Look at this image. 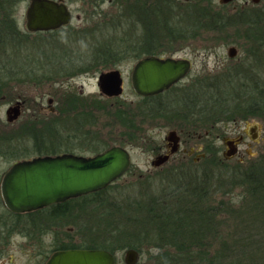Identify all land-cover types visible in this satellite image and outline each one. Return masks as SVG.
Instances as JSON below:
<instances>
[{"label": "trees", "instance_id": "1", "mask_svg": "<svg viewBox=\"0 0 264 264\" xmlns=\"http://www.w3.org/2000/svg\"><path fill=\"white\" fill-rule=\"evenodd\" d=\"M24 1L30 0H0V100L6 90L13 87L11 85L14 82L38 84L41 81L38 74L44 73L42 69L46 70L44 80L53 79L57 74L53 67L63 61L70 63L72 58L63 55L68 53V47L63 49V46L51 42L46 45L52 46V51L59 52V55H47L48 60L42 64L17 63L16 56H22V62L35 60L29 58L28 48L31 45H43L30 40L31 35L19 29L16 12L18 5ZM68 1L71 4H82L85 12L90 14L89 17L93 14L90 11H102L101 6L107 1L119 12L108 15L103 18V23L97 25L96 33L99 31L101 34L96 36L99 42L92 53L87 54L93 64L86 66V69L92 68V71L99 67L111 68L129 58L138 60L146 56H158L163 48V45H158L161 38L172 41L169 46L172 50L179 40L199 41L203 36L219 34H227L232 38L228 33L234 30L233 37L241 38L244 41L241 47L249 49L247 62H232L216 74L206 76L196 83L188 86L179 83L162 95L143 98L135 112L128 107V110L121 108L117 113H112L115 124L124 128L122 133L128 140H147L144 128L155 119L173 120L172 123L178 125L186 142L195 138L194 130L206 129L205 134L214 137L216 132L220 133L222 124L253 119L264 121V79L259 73H251L254 67L259 71L264 66V7L258 10L243 7L240 11L230 13L228 6L218 7L215 0H205L203 4L186 0L185 13L179 17L184 25L176 26V20L171 21L169 15L174 11L176 3H179L177 0ZM106 13L95 17H103ZM108 27L113 31L111 35ZM121 27H124L127 35L142 29V43L126 49L132 43L126 34H122ZM218 39H221L220 36ZM81 40L76 39L78 44ZM221 40L229 45L235 43L226 37ZM86 69L85 72L88 71ZM188 130L193 132L188 133ZM102 145H99L102 150L97 147L95 153L111 148ZM190 163H181L169 169L164 177L166 188L157 195H146L142 201L130 200L116 208L114 202L102 199L101 196L112 184L97 193L29 213L26 217L35 221L38 213L46 212L53 219L62 218L71 213L76 202L82 199L98 204L97 208L104 207L108 217L121 218L117 220L118 223L111 222L117 224L118 231H111L107 242L104 240L105 244L93 241L78 247L62 242L52 252L69 249H104L114 252V248L121 247L143 253L147 245L149 247L154 244L160 251L176 252L160 254L155 264H264V154L247 168L238 164L229 170L223 166L226 163L219 159L212 160V164L207 163L201 170L196 169L192 161ZM236 187L239 188L238 193ZM219 194L226 199L223 197V200L217 202ZM212 200L217 202L216 206L212 205ZM108 207L112 210H108ZM241 211V217L245 218L243 222L248 221L238 229L232 225L230 231L233 240H239L226 241L214 253L206 250L209 249L207 237L216 233L212 232L215 218L219 214L235 216ZM22 219L21 216L19 220ZM257 252V256H254Z\"/></svg>", "mask_w": 264, "mask_h": 264}, {"label": "rangeland", "instance_id": "2", "mask_svg": "<svg viewBox=\"0 0 264 264\" xmlns=\"http://www.w3.org/2000/svg\"><path fill=\"white\" fill-rule=\"evenodd\" d=\"M64 1V0H63ZM179 3H176L174 6V11L171 13L170 20H176L175 25L180 26L184 25L181 17L186 9L184 2L186 0H177ZM193 1L195 4H203L205 0H189ZM66 3V0L64 1ZM216 6L223 5L221 0L214 1ZM29 1L21 2L18 5V10L16 12V17L19 22V29L23 33H27L26 29V11L28 8ZM69 4V9L73 11L74 20L72 23L59 31L56 36L51 35H39L31 34L30 40L39 42L43 45H31L28 48L27 54L29 58L35 59L29 62H22V56H16L15 59L17 63H39L42 64L46 62L47 55L53 56L54 53L59 55V52L52 51L53 47L46 45V43L54 42L55 45L63 46V49L68 47L66 54L72 57L70 63L63 61L59 66H54L56 69V76L49 80H44L43 74L45 71L42 69V72L38 74L40 77V82L35 84L30 82L28 84H18L13 83L8 90L3 94V99L0 100V134L8 136L11 132L19 133L21 128H23V123L29 121V118L33 120L34 127L38 129L39 132L44 131V127H52L56 123H59V130L62 131V137H69L72 132V128H80L74 125L73 116H80L86 121L89 120V125H84L83 129L79 130L81 135H86L90 132V136L87 139L83 140L81 143L70 144L66 140H62L65 143L63 146H60L58 150H63L66 152L70 150L76 154H96L95 149L103 147H113V146H122L131 153L132 156V166L130 171L116 181L106 193L102 194V199L112 201L115 203L116 208L121 203H127L128 201H142L146 195L154 193L157 195L162 189L166 188L165 185V175L166 172L174 166L182 164H191L193 162L196 169H203L208 164H212V160L217 161L222 160L226 163L223 165L227 169H232L235 165L241 164L243 168L251 166L255 161L264 154V121L261 119H253L246 122H238L235 124H227L225 127L224 124L220 126L219 132H225L230 138H235L237 136L238 128L245 129L248 132L246 136V142L239 147L240 154L234 156L230 159H227L223 155L224 145L221 141H216V145L209 144L211 143L209 139L213 140V136H206L205 131L202 129L194 130L195 138L187 140L188 142L185 145H182L181 150L175 156L171 158L167 164L156 168L153 166V161L157 156H160L166 152V137L173 130H178V125L172 123L171 119H155L156 121L146 124L144 131L147 133V140L144 141H132L128 140L126 136H123L124 128L119 124H115L114 119L112 118V113H117L119 109L134 111L137 109L139 102L141 101L140 97L137 95L133 89L131 77L134 66L136 65L137 60L135 58H129L127 61L122 62L119 65L112 66L108 69H103L101 67L98 70L92 71V68L86 69V66H91L92 59H90L87 54L92 53V49L99 42L97 39L96 30H98L97 25L99 22L103 21V18L108 15L114 14L118 10L115 6H112V3L105 2L101 6L102 11H90V14L82 8V4ZM227 9L230 13H235L240 11L243 7H252L253 9H261L264 7V0L261 1L259 5L254 4L251 0H235L234 2L227 4ZM89 12V13H90ZM107 12V13H106ZM103 17H95L96 15H103ZM119 14V12H118ZM79 16L80 18H77ZM111 18V17H110ZM178 18V20H177ZM103 23V22H102ZM174 24V22L172 23ZM125 27V26H124ZM123 27V28H124ZM122 28V27H121ZM122 28V34L126 32ZM234 31V30H233ZM230 32L228 34L232 35V38H229L227 34L218 35L226 37L229 41L235 42L233 45H229L218 39V36L206 35L203 36L199 41H183L179 40L175 42L174 49L170 50L169 46L171 45V40L168 38H161L158 41V45H163L162 51L158 54V57L162 58H185L193 62V69L190 75L183 81L182 85L188 86L193 83H196L200 79H203L206 76L216 74L220 71L223 66H227L232 62H241L242 60L248 61V54L250 55L249 49L242 48L241 45L244 41L241 38L233 37L235 32ZM113 32V31H112ZM111 28L108 27V33L111 35ZM128 33V32H127ZM142 29H137L136 31L127 35L128 40L132 43L130 47L126 46V49H131V47L136 46L142 43ZM101 36V34H100ZM87 40H86V39ZM76 39H83L80 44ZM101 40V37H100ZM45 43V44H44ZM230 46H235L238 50V56L236 59L232 60L228 55V50ZM243 46V45H242ZM230 47V48H229ZM67 49V48H66ZM248 50V52H247ZM53 52V53H52ZM81 54V59L79 58ZM247 57V59H245ZM144 58V57H143ZM85 69L88 70L85 72ZM111 69H120L124 78V93L120 98H107L103 96L98 87V77L100 73L109 71ZM251 73L260 75L264 79V66L261 67L258 71L256 67L253 68ZM84 72H81V71ZM74 76V77H72ZM263 83V82H262ZM84 90L85 95L89 98V101H93L94 109L87 113L76 114L75 111H71L72 104L71 102H66L65 100L70 99V94L72 91ZM52 97L55 99L56 103L54 108H56V114L50 113V111L45 110L40 112L39 106L43 105L46 109L48 107V99ZM56 97V98H55ZM22 99L27 101V107L30 109L26 114L14 125H8L7 119V109L10 107L12 102ZM43 99V100H42ZM74 114V115H73ZM36 118V119H35ZM91 119V120H90ZM32 124V123H31ZM229 125V126H228ZM254 125L259 128L256 130L258 134V141L254 142L251 138L253 132L251 127ZM238 126V127H237ZM234 127V128H233ZM237 129L236 133L233 132ZM41 130V131H40ZM77 130V131H78ZM22 132V131H21ZM193 132V130H188V133ZM75 133V132H74ZM216 132L215 134H220ZM215 135V136H216ZM12 136V135H11ZM18 136V135H16ZM37 139H41L37 135ZM214 136V138H215ZM25 136L24 138H26ZM49 141H52V149H56L57 145L60 144L61 137L55 133L48 134ZM47 137L43 139L46 143L48 142ZM200 137H202L201 140ZM23 138V137H22ZM139 138V137H138ZM209 138V139H208ZM3 147L1 149L7 150L10 143L3 139ZM15 141L14 144L15 152L22 149L24 146L28 148L26 153L23 155H30V158L36 157L35 151L36 148L33 144L20 145ZM208 143V144H207ZM51 143L48 144V149H50ZM106 149V148H104ZM100 150V149H99ZM102 150V148H101ZM185 150H192L191 156H186L184 153ZM2 151V150H1ZM17 154V153H15ZM20 154V153H19ZM205 154V155H204ZM21 155V154H20ZM19 155V156H20ZM204 155V156H203ZM16 155L13 159L14 161L19 159V156ZM6 159H0V170L4 168L9 162ZM237 181V180H236ZM239 186V185H238ZM237 193L239 188H235ZM224 195H217L216 200L219 202L223 200ZM226 199V198H225ZM217 202L212 200V205H217ZM96 203H92L90 200L79 199L76 202L73 211L67 216L62 218H52L49 215H46V212L38 213L35 221H31L27 217L25 224L21 222L22 220L18 219L15 221L14 230L12 233L13 240L8 248V252H4L3 255L0 254V264H46L49 260V257L52 255V251L58 248L62 242L66 244H73L74 246H86L93 241L97 244H102L104 240L107 242V238L112 233L117 232V220H121L120 217H108L106 212L107 210L104 207L97 208ZM113 208L115 206H112ZM115 208V209H116ZM241 209V208H240ZM237 209V210H240ZM108 210H112L111 207H108ZM242 211L238 215L231 214H219L218 218L214 220V227L212 232H216L214 235L207 237L209 243V249L212 253L219 250L223 244L227 241H232L233 236L230 233L232 230V225L236 226V229L240 226H245L244 217H241ZM6 210L2 207L0 203V217H5ZM249 218V217H248ZM111 222H114L111 224ZM2 223V222H1ZM0 223V234L2 233L4 226ZM25 226V227H22ZM117 226V228H116ZM117 230V231H116ZM27 235V236H26ZM233 240V241H238ZM6 249V248H5ZM4 249V250H5ZM114 253L117 255L119 262L118 264H126L125 255L128 248L117 247L114 248ZM55 253V252H54ZM175 254L174 250L170 251H160L159 248H156L154 244L143 250V253H140L139 262L137 264H155L158 262L157 256L160 254ZM259 252L255 253L254 256H257ZM264 255V253H262Z\"/></svg>", "mask_w": 264, "mask_h": 264}, {"label": "water", "instance_id": "3", "mask_svg": "<svg viewBox=\"0 0 264 264\" xmlns=\"http://www.w3.org/2000/svg\"><path fill=\"white\" fill-rule=\"evenodd\" d=\"M235 0H221L223 5ZM259 4L261 0H251ZM72 14L63 0H30L26 11V28L29 32H45L60 29L71 23ZM230 48V58L237 56ZM192 63L182 58L151 56L140 60L132 73V85L143 97L161 94L182 81L191 71ZM123 77L113 70L99 77L100 91L110 97L121 96ZM14 112L12 109L9 111ZM17 114V113H16ZM18 116V115H17ZM16 116V117H17ZM12 121V118H9ZM258 128V126H256ZM172 143L170 154L178 151V137L172 131L166 137ZM226 158L236 154L235 143L228 142ZM170 154L157 157L154 167H160L170 159ZM132 164L128 149L114 146L94 157L65 154L56 157H40L15 164L2 184V194L7 206L15 213H27L76 199L108 188L122 178ZM138 251H128L126 264H136ZM115 256L104 249H69L55 252L47 264H116Z\"/></svg>", "mask_w": 264, "mask_h": 264}, {"label": "flooded vegetation", "instance_id": "4", "mask_svg": "<svg viewBox=\"0 0 264 264\" xmlns=\"http://www.w3.org/2000/svg\"><path fill=\"white\" fill-rule=\"evenodd\" d=\"M56 1H59V0H56ZM65 1V0H64ZM189 1V0H188ZM262 1V0H261ZM261 3V2H260ZM259 3V4H260ZM29 4H30V1H29V3H28V7H29ZM67 4V3H66ZM259 4H256V5H259ZM68 5V7H69V4H67ZM70 8V7H69ZM28 9V8H27ZM70 12H71V14H72V20H71V23H72V21L74 20V15H73V11L70 9ZM77 18H80L79 16H77ZM70 23V24H71ZM69 24V25H70ZM69 25H67V26H69ZM67 26H64V27H62V28H60V29H57V30H52V31H45V32H29V31H27L28 32V34L29 35H31V34H39V35H43V34H46V35H51V36H53L54 34H56V33H59V31H61L62 29H65V27H67ZM27 29V28H26ZM56 36V35H55ZM231 45H233V44H231ZM231 48H235L236 50H237V48L235 47V46H230ZM229 47V48H230ZM229 51V50H228ZM237 52H238V50H237ZM237 56H238V53H237ZM236 56V57H237ZM147 57H151V56H146V57H144V58H141V59H138L137 60V62H136V64L140 61V60H142V59H145V58H147ZM236 57L235 58H231L232 60H234V59H236ZM182 59H185V58H182ZM189 60V59H188ZM191 61V60H190ZM191 63H192V69H193V62L191 61ZM135 67V66H134ZM192 69H191V71H192ZM113 70H117V71H120V69H111V70H109V71H105V72H102V73H100V75H99V77L101 76V74H103V73H107V72H110V71H113ZM134 70V69H133ZM191 71H190V73H191ZM121 72V71H120ZM133 73V72H132ZM190 73L182 80V81H180L179 83H182L183 84V81L190 75ZM121 75H122V72H121ZM72 77H74V76H72ZM99 77H98V87H99ZM122 77H123V75H122ZM132 78V77H131ZM123 80H124V78H123ZM131 82H132V80H131ZM178 83V84H179ZM178 84H176V85H178ZM176 85H174V86H176ZM133 86V85H132ZM173 86V87H174ZM123 88H124V82H123ZM134 89V88H133ZM171 89V88H170ZM169 89V90H170ZM99 90H100V88H99ZM169 90H167V91H169ZM167 91H165V92H167ZM101 92V91H100ZM136 92V91H135ZM165 92H163V93H161V94H158V95H162V94H164ZM123 93H124V91H123ZM123 93H122V95L121 96H118V97H110V96H107V95H105V94H103L102 92H101V94L103 95V96H105V97H107V98H120V97H122L123 96ZM138 95V94H137ZM158 95H155V96H158ZM70 99H66L65 101L66 102H71V104H72V107H71V111L73 112V111H75V113L76 114H80V113H87V112H90L92 109H94V104H92V102L93 101H89L88 100V96L87 95H85V93H84V90H80L79 92L78 91H75V90H73L72 91V93L70 94ZM141 99L140 100H142L143 98H148V97H143V96H140V95H138ZM155 96H150V97H155ZM56 98V97H55ZM43 100V99H42ZM55 104H58V103H56V101H55V99L54 98H52V97H49V99H48V107H47V109L43 106V105H40L39 106V109H40V112H44L45 110H49L50 111V113H52V114H56V113H58L57 112V110H56V108H54V105ZM139 104H140V102H139ZM28 105H27V101L26 100H22V99H18V100H16V101H14V102H12V104L10 105V107L7 109V112H6V114H7V119H8V125H14L16 122H18L25 114H26V112L28 111V110H30L31 109V107H30V109L27 107ZM13 110L14 112H10L9 113V111L10 110ZM17 113V114H16ZM18 115V116H17ZM74 115V114H73ZM17 116V117H16ZM9 118H12L13 120L12 121H10L9 120ZM36 119V118H35ZM73 122H74V125L77 127V125H79L80 126V128H75V127H73L71 130H72V132H73V130H74V132L73 133H71V135H69V137L67 136V137H65V138H63L62 137V131H60L59 130V123H56L54 126H53V124L52 125H50V126H52V127H48V129H47V126H45L44 127V131L42 130H40L41 132H39L38 131V129L36 128V127H34V123L36 124L37 122L35 121V122H33V120H31V118H29V121H27V122H25V124L23 123V128H21V130H20V132L19 133H16V132H11V134L10 135H8V136H4L3 134L1 135L0 134V159H5V161H6V159L8 160L7 162H9L7 165H5L4 166V168L3 169H1L0 170V203H1V205H2V207L6 210V215H5V217H0V223L2 222V223H4L3 225V227H2V229H3V231H2V233L0 234V254L1 255H3L4 254V252H8V248H9V246H10V244H11V242H12V240H13V236H12V233H13V230L15 229L14 228V225H15V221L18 219V221H19V219L21 218V216L23 217V219H22V221L21 222H23L24 223V225L25 224H27V223H25V221H27V214H29V213H32V212H27V213H15L14 211H12L8 206H7V204H6V202H5V200H4V197H3V194H2V184H3V181H4V178H5V176L7 175V173L11 170V168L15 165V164H17V163H19V162H24V161H29V160H33V159H36V158H40V157H48V156H50V157H56V156H61V155H65V154H72V155H76V156H83V157H94V156H96V155H99V154H102V153H104L105 151H107L108 149H106L105 151H101L100 153H96V154H92V155H90V154H87V155H82V154H76V153H74V152H72V151H70V150H67L66 152H64L62 149L61 150H58V148L60 147V146H63L65 143H63L62 142V140L64 139V140H66V142H68V143H70V144H76V143H81L83 140H85V139H87V141H88V138H89V136H90V132H88L86 135H81V134H79V133H76V132H79V130L78 129H80V130H82L83 129V127H84V125H89V120H85L84 118H82V117H80V116H77L76 115V117H74L73 116ZM91 120V119H90ZM32 123V124H31ZM230 124H235V125H237L238 123H230ZM229 124V125H230ZM228 125V126H229ZM0 126H3V124L1 123L0 124ZM220 126H222V125H220ZM225 127L227 126V125H224ZM238 127V126H237ZM234 128V127H233ZM259 128V127H258ZM257 127H256V125H254L253 127H251V131L253 132V135H252V140L254 141V142H257L258 141V134H257V132H256V130L258 129ZM239 130L237 131V129H235V131L233 130V132H235L236 133V131H237V136L235 137V138H230L225 132H221L220 134H218V135H216L215 136V138L213 137V140L212 139H209L210 140V142L211 143H209V144H213V145H216V141H221L222 143H223V145H224V151H223V155H224V157L226 158V153H228L229 152V148H228V145H227V143H226V141L225 140H227L228 142H230V141H235V140H238L239 141V143H235L234 144V146L236 147V154H235V156H237V155H239L240 154V151H239V147L242 145V144H244L245 142H246V136H248V132L245 130V129H242V128H238ZM78 130V131H77ZM22 131V132H21ZM174 132H176V134H177V137H178V145H179V149H178V151L176 152V153H174V154H170V152H171V146H172V143L171 142H169L168 140H166L167 142H166V152L164 153V154H162V155H160V156H163V155H166V154H170V159H169V161L171 160V158L173 157V156H175L177 153H179L180 152V150H181V147H182V145H185L187 142L185 141V139H184V137H183V135H182V133L180 132V131H178V130H173ZM49 132L50 133H55L56 135H59L61 138V141H60V144L59 145H57V148L56 149H52V141L50 140L49 141V139H48V134H49ZM36 134L37 135H39V137L41 138V139H37V136H36ZM221 134H224V135H221ZM12 135V136H11ZM16 135H18V136H16ZM206 136H209L208 135V133H206L205 134ZM25 136H27L26 138H24ZM23 137V138H22ZM47 137V139H48V142L46 143L43 139H45ZM3 139H5L6 141H8L9 143H10V146H8V148H7V150H5V149H1V147H3V142H1V140L3 141ZM194 138H192L191 139V141L193 140ZM202 139V137H200V139L199 140H201ZM17 140H19V142H17L18 144H20V145H25V144H33L34 146H35V148H36V151H35V154H36V157H34V158H30V155L28 154L27 156H25V155H23L24 153H26V151L28 150V148L26 147V146H24L22 149L20 148L19 150H17L16 152H15V145L14 144H12L11 145V143H14L15 141H17ZM46 140V139H45ZM86 141V140H85ZM89 142V141H88ZM49 143H51L50 145V149H48V144ZM208 144V143H207ZM2 150V151H1ZM15 153H17V154H15ZM21 155H20V154ZM184 153L186 154V156H191V154H192V150H185L184 151ZM16 155H20L19 156V159L18 160H16V161H14V157L16 156ZM205 155V154H204ZM203 155V156H204ZM17 156V157H18ZM157 157H159V156H157ZM156 157V158H157ZM228 159H230V158H228ZM169 161H167V162H169ZM167 162L166 163H164L163 165H165V164H167ZM163 165H161V166H163ZM131 166H132V164H131ZM160 166V167H161ZM157 168H159V167H157ZM130 169H131V167H130ZM130 169L128 170V172L130 171ZM127 172V173H128ZM126 173V174H127ZM83 197V196H82ZM77 199V198H76ZM72 200V199H71ZM69 201V200H68ZM68 201H66V202H68ZM66 202H63V203H66ZM63 203H59V204H54V205H51V206H48V207H45V208H42V209H40V210H36V211H33V212H37V211H41V210H46V209H49V208H51V207H54V206H58V205H60V204H63ZM20 222V221H19ZM1 223V224H2ZM16 225H18V223L16 224ZM16 225H15V227H16ZM22 227H25V226H22ZM27 236V235H26ZM6 248V249H5ZM5 249V250H4ZM108 251V250H107ZM128 251L129 250H127V252H126V255H125V259H126V256H127V253H128ZM110 253H112L114 256H115V258H116V260H117V263L116 264H118V262H119V259H118V257H117V255L114 253V252H111V251H109ZM54 253V252H53ZM52 253V254H53ZM138 254H139V256H138V261H137V263L139 262V258H140V253L138 252ZM50 258V257H49ZM48 262V261H47ZM136 263V264H137ZM47 264V263H46Z\"/></svg>", "mask_w": 264, "mask_h": 264}]
</instances>
